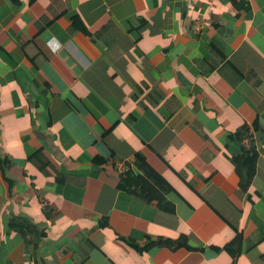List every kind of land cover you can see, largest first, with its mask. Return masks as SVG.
<instances>
[{
    "label": "crops",
    "instance_id": "1",
    "mask_svg": "<svg viewBox=\"0 0 264 264\" xmlns=\"http://www.w3.org/2000/svg\"><path fill=\"white\" fill-rule=\"evenodd\" d=\"M0 264H264V0H0Z\"/></svg>",
    "mask_w": 264,
    "mask_h": 264
},
{
    "label": "trees",
    "instance_id": "2",
    "mask_svg": "<svg viewBox=\"0 0 264 264\" xmlns=\"http://www.w3.org/2000/svg\"><path fill=\"white\" fill-rule=\"evenodd\" d=\"M75 22H77V20L75 19L72 24H74ZM74 26V25H73ZM74 27H78L80 29H83L79 24L78 26H74ZM39 158H36L35 161L36 162H40V165L38 166L40 168V170L42 172H45V167L42 166V163H47V159H45V157L43 155L38 156ZM256 159H257V153L255 151V149L250 146V147H244L243 153L241 155V158L236 166V171L238 172V174L240 175L239 180H240V186H242L244 189H247L251 177L254 173V166L256 164ZM139 168L143 171V173L145 174V176L154 184L160 185L162 184V179L151 169H149L148 167H146L144 165V163H140L137 162ZM130 183V180H129ZM135 188H139V192L142 194V196L144 197H156L158 199H160V194L159 193H154L153 190H150V194H147V192L145 191L146 186H135ZM161 242L166 243L167 245H169L170 247H178L181 244H186L188 246H190L185 239H160ZM155 240H150L145 246H140L138 245L140 250H143L147 247L152 246V244L154 243Z\"/></svg>",
    "mask_w": 264,
    "mask_h": 264
},
{
    "label": "built area",
    "instance_id": "3",
    "mask_svg": "<svg viewBox=\"0 0 264 264\" xmlns=\"http://www.w3.org/2000/svg\"><path fill=\"white\" fill-rule=\"evenodd\" d=\"M251 137L247 136L245 140H243V144L245 147H250L251 146Z\"/></svg>",
    "mask_w": 264,
    "mask_h": 264
}]
</instances>
